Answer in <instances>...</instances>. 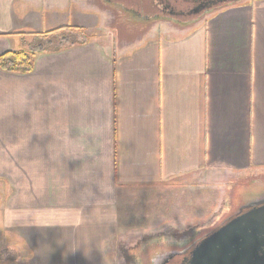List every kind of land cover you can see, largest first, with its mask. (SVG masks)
I'll list each match as a JSON object with an SVG mask.
<instances>
[{"label": "crops", "instance_id": "0c3cea01", "mask_svg": "<svg viewBox=\"0 0 264 264\" xmlns=\"http://www.w3.org/2000/svg\"><path fill=\"white\" fill-rule=\"evenodd\" d=\"M96 3L0 0V55L38 47L31 73L0 70V209L18 264H121V223L149 190L221 201L264 178V0L103 42L88 35ZM153 242L129 260L149 264Z\"/></svg>", "mask_w": 264, "mask_h": 264}, {"label": "rangeland", "instance_id": "374dc122", "mask_svg": "<svg viewBox=\"0 0 264 264\" xmlns=\"http://www.w3.org/2000/svg\"><path fill=\"white\" fill-rule=\"evenodd\" d=\"M132 3L133 0H97V8L103 12L104 19L100 26L90 31L88 35L92 36L93 40H102L103 42L113 37L124 38V33L128 35L126 37L129 40L140 39L149 33L158 24L151 26L145 31L128 24V9L132 7L130 6ZM145 3H147L146 8ZM143 8H145L144 11L150 14H154L157 11L150 0H145ZM162 26L156 27L155 30ZM132 31L134 35L130 36L129 33H132ZM27 44L28 42L26 41L21 48H27ZM182 189L183 186L179 188L169 186L158 190H149L150 197L148 199L143 200L138 197L136 203L131 204L130 212L135 213L130 215L132 221L130 223H127V221L121 223L122 233L115 241V246L119 247L121 264H137L131 258L129 260L128 251L150 242L152 239L157 243L163 240V236H166L168 237V242L172 243L171 240L173 238H178L179 241H183V247H185L201 231L211 230L219 222H222L224 217L230 216V210L221 214L222 208L220 207L221 203L224 202L223 200L230 202V193L226 196L223 195L220 201L217 195L206 193L208 191H199L198 195L190 196L188 194L189 191H185L187 192L185 194ZM2 213L3 210L0 209V246L5 242L4 245L8 249L4 248L2 253L0 251V264H18L16 260H20L22 253L17 247H22V245L17 241L15 232L6 231V223L1 219ZM13 225L16 227L15 222ZM1 230L4 233V239L1 238ZM168 248L171 247L168 246Z\"/></svg>", "mask_w": 264, "mask_h": 264}, {"label": "water", "instance_id": "95a60500", "mask_svg": "<svg viewBox=\"0 0 264 264\" xmlns=\"http://www.w3.org/2000/svg\"><path fill=\"white\" fill-rule=\"evenodd\" d=\"M263 179L236 188L228 201L230 216L201 231L187 246L182 243L179 248L161 240L163 245L151 253L149 264H169L190 250L188 264H264Z\"/></svg>", "mask_w": 264, "mask_h": 264}, {"label": "flooded vegetation", "instance_id": "af4514ba", "mask_svg": "<svg viewBox=\"0 0 264 264\" xmlns=\"http://www.w3.org/2000/svg\"><path fill=\"white\" fill-rule=\"evenodd\" d=\"M240 1L242 0H150L157 10L154 14H150L144 11L147 7V3H145V8H143L145 0H133L130 5L132 7L128 9V24L142 31L153 25L158 24L156 26L158 27L165 23L175 27H184L204 18L210 12L218 11ZM156 27H152L151 31ZM129 34L130 36L134 35L133 31ZM190 252L191 250L185 255L176 256L169 264H188L186 259L190 256Z\"/></svg>", "mask_w": 264, "mask_h": 264}, {"label": "trees", "instance_id": "16d2710c", "mask_svg": "<svg viewBox=\"0 0 264 264\" xmlns=\"http://www.w3.org/2000/svg\"><path fill=\"white\" fill-rule=\"evenodd\" d=\"M76 43L78 42H73L69 46L72 47ZM84 43L85 42L83 41L78 44ZM36 49H38V47L31 52L9 51L0 55V70L10 73H31L34 70V59L37 53ZM56 51H60V49H57Z\"/></svg>", "mask_w": 264, "mask_h": 264}]
</instances>
